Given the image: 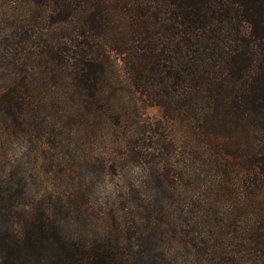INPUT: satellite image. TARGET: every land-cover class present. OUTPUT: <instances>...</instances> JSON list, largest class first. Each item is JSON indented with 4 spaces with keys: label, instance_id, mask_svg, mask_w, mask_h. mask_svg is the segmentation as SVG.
Returning a JSON list of instances; mask_svg holds the SVG:
<instances>
[{
    "label": "trees",
    "instance_id": "1",
    "mask_svg": "<svg viewBox=\"0 0 264 264\" xmlns=\"http://www.w3.org/2000/svg\"><path fill=\"white\" fill-rule=\"evenodd\" d=\"M37 70L116 194L67 234L0 159V264H264V0H0V136Z\"/></svg>",
    "mask_w": 264,
    "mask_h": 264
},
{
    "label": "rangeland",
    "instance_id": "2",
    "mask_svg": "<svg viewBox=\"0 0 264 264\" xmlns=\"http://www.w3.org/2000/svg\"><path fill=\"white\" fill-rule=\"evenodd\" d=\"M35 76L37 92L29 108L33 120L12 138L0 136V159L17 165L19 176L27 180V199L51 205L63 232L80 230L91 236L99 231L100 218L109 212L106 196L116 194L114 180L105 178L98 164L103 143L99 137L89 140L82 132L73 131L65 99H58L56 81L40 78L38 70ZM2 86L0 80V89ZM142 112L151 119L162 115L158 105L146 106ZM127 121V128L137 136H148L140 128L141 120L130 116Z\"/></svg>",
    "mask_w": 264,
    "mask_h": 264
}]
</instances>
